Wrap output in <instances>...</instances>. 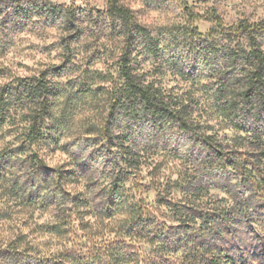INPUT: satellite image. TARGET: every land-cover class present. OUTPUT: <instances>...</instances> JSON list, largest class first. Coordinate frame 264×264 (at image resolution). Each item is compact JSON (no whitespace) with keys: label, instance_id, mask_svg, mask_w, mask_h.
Instances as JSON below:
<instances>
[{"label":"clouds","instance_id":"1","mask_svg":"<svg viewBox=\"0 0 264 264\" xmlns=\"http://www.w3.org/2000/svg\"><path fill=\"white\" fill-rule=\"evenodd\" d=\"M0 264H264V0H0Z\"/></svg>","mask_w":264,"mask_h":264}]
</instances>
